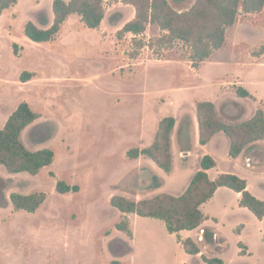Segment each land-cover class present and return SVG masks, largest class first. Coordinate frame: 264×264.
I'll return each mask as SVG.
<instances>
[{"label":"rangeland","instance_id":"1","mask_svg":"<svg viewBox=\"0 0 264 264\" xmlns=\"http://www.w3.org/2000/svg\"><path fill=\"white\" fill-rule=\"evenodd\" d=\"M53 1L19 0L0 15V129L27 101L41 117L23 132L24 143L30 150L55 152L54 162L37 175L11 174L0 165V264H208L186 253L160 226L141 223L136 243L116 228L122 212L110 199L123 192L134 196L126 150L139 142L142 110L152 115L150 130L155 114L164 112L160 104L169 91L187 86L175 95L179 100H211L221 85L232 91V82L241 81L264 97V54L256 56L264 45V10L242 12L228 28L224 46L195 69L190 48L182 41L162 45L163 32L156 25L138 38L120 36L135 16V8L123 0L105 1L106 15L97 29L74 14L54 40L34 42L25 24H52ZM194 2L177 8L188 9ZM23 71L36 76L21 82ZM231 98L249 106L237 94ZM58 180L80 190L59 193ZM40 191L47 199L37 211L14 209L11 193ZM221 240L223 247L210 245L207 255L236 264L237 243Z\"/></svg>","mask_w":264,"mask_h":264},{"label":"trees","instance_id":"2","mask_svg":"<svg viewBox=\"0 0 264 264\" xmlns=\"http://www.w3.org/2000/svg\"><path fill=\"white\" fill-rule=\"evenodd\" d=\"M106 0H54V19L50 26L40 27L29 20L24 27L26 36L34 42H50L61 31L66 20L74 14L80 16L82 22L90 29L101 26L106 15ZM186 0H173L177 7ZM19 0H0V15L15 7ZM135 8V16L126 22L119 31L120 36L132 34L134 38L143 36L149 25H156L163 32L158 38L162 45H172L182 41L190 48L192 66H199L209 60L214 52L226 43L228 28L235 25L241 13H255L264 10V0H195L188 8L174 7L169 0H123ZM43 23L48 19L43 17ZM140 46L146 43L140 42ZM14 52L18 54V44L14 43ZM264 54V45L256 56ZM36 76L35 72L23 71L21 82H29ZM239 96L250 97L251 93L237 87ZM200 127V143L207 144L218 132H224L230 138V155L237 157L249 144L264 140V110L258 108L254 115L242 122L231 124L218 116L216 105L212 101L202 100L196 104ZM41 117L27 101L21 102L10 114L5 126L0 129V165L5 166L11 174L27 172L37 175L41 169L51 165L55 160V152L51 148L30 150L22 139L23 131ZM176 124L174 116L160 120L151 145L145 148L133 147L127 151V157L137 159L147 156L154 160L166 172H171L173 156L171 135ZM201 168L193 176L187 189L180 195L160 193L151 198L134 200L124 195H113L110 203L122 212V218L116 223L119 231L133 236L128 214L135 213L141 217L162 220L171 234H176L186 253L198 255L201 248L192 238L183 239L180 232L193 230L206 220L202 205L209 201L219 187H229L241 193L240 205L250 209L258 218L264 217V200L258 199L249 189L247 180L234 173H222L211 179L207 170L216 166V160L204 155ZM52 175H54L52 173ZM57 192H78V185H70L58 180ZM15 210L37 211L47 199L43 191L30 194L13 192L10 195ZM264 241V237H263ZM202 258L208 264H224L218 257Z\"/></svg>","mask_w":264,"mask_h":264},{"label":"crops","instance_id":"3","mask_svg":"<svg viewBox=\"0 0 264 264\" xmlns=\"http://www.w3.org/2000/svg\"><path fill=\"white\" fill-rule=\"evenodd\" d=\"M50 25L46 24L44 27ZM232 84L236 87L235 90H225L221 85L219 89H216L215 96L211 100H207L215 103L221 120L235 124L251 118L258 108L264 110L263 96L257 95L250 88L244 87L241 81L232 82ZM185 87L187 86H178L176 90L174 89L169 91L170 94H166L167 101L160 104L164 112L155 114L152 118L153 124L150 130L147 121L152 115L149 116L142 110L144 118L140 124L138 134L140 139L133 146L142 149L151 145L160 120L167 116H174L176 124L171 135L173 156L171 172H166L147 156L142 155L137 159L127 157L125 169L127 177H130L131 186L134 185L135 194L130 196L127 192H123L119 195L137 201L151 198L160 193L180 195L187 189L193 176L201 168L202 157L210 155L216 160V166L207 170L212 180L222 173L237 174L247 180L248 189L258 199L264 200V140L249 144L237 157L230 155V138L222 131L216 133L207 144H201L196 104L202 100H193L192 102L179 100L175 95L184 92ZM237 87L247 89L252 96H239L236 92ZM233 94L246 99L249 106L244 107L242 102L231 98ZM142 99L143 101L146 100L145 97H142ZM8 118L4 119L3 125L6 124ZM129 149L126 150V154ZM139 181H141V184ZM241 196V193L229 187H219L214 196L201 207L207 217L204 223L193 230L180 232L183 239L190 237L198 243L201 248V253L198 255L202 257V254H204L209 257L206 253L208 246L223 247L225 243L221 239H234V243L238 245L236 254L233 256L236 264H264V217L260 219L250 209L241 206ZM128 217L133 231L132 239L136 243L139 239L138 226L141 223L160 226L163 232L165 228L170 236L177 239V235L171 234L167 230L166 224L163 221V224L160 223L159 219L141 217L135 213L128 214ZM221 229L225 230L224 234ZM178 244L182 246L180 242ZM223 260L224 264H228L227 258Z\"/></svg>","mask_w":264,"mask_h":264}]
</instances>
